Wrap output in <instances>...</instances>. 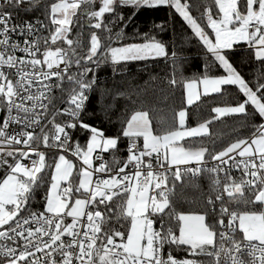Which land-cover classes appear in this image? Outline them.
Instances as JSON below:
<instances>
[{
  "label": "snow or ice",
  "instance_id": "obj_1",
  "mask_svg": "<svg viewBox=\"0 0 264 264\" xmlns=\"http://www.w3.org/2000/svg\"><path fill=\"white\" fill-rule=\"evenodd\" d=\"M192 6L189 0H0V264H205L195 257L210 258L208 264H264V0L197 3L199 17ZM39 8L43 19L21 15ZM163 9L169 16L148 31L126 34L139 11ZM175 15L210 57L198 75L180 73L186 104L235 86L239 98L212 108V119L242 117L247 135L237 129L234 138L211 147L189 141L184 146L186 137L207 134L211 121L185 127L183 107L176 113L178 126L158 134L144 110L126 115L115 135L88 121L97 108L108 114L109 106L100 103L111 91L99 77L106 67L115 74L129 62L170 60L167 83L177 84L183 58L175 40L165 39ZM241 44L248 56L240 63L253 65L251 80L234 59ZM53 88L60 98L51 95ZM56 99L66 106L57 109ZM77 129L86 134V146L72 141ZM123 138L121 159L115 153ZM110 150L111 166L101 155ZM69 151L82 161L78 184ZM46 154L54 158L50 179ZM209 161L214 166L207 167ZM233 169L242 175L234 177ZM188 174L212 177L196 213L172 206L169 182ZM40 189L43 203L33 210ZM174 247L185 248L187 256L176 258Z\"/></svg>",
  "mask_w": 264,
  "mask_h": 264
},
{
  "label": "trees",
  "instance_id": "obj_2",
  "mask_svg": "<svg viewBox=\"0 0 264 264\" xmlns=\"http://www.w3.org/2000/svg\"><path fill=\"white\" fill-rule=\"evenodd\" d=\"M201 2L210 3L211 0H189L190 5H193L191 14L194 17H199L201 14V9L195 6ZM125 13L126 15L131 14L128 10H125ZM21 15L24 18H32L39 15L43 19V8L26 14L21 13ZM167 16H169L167 9L141 10L134 17V22L125 29V32L128 36L132 34L134 29H138L143 33L148 31L154 22H160L162 18ZM46 23H50V21H46ZM77 28L78 25L73 28L70 38L75 36ZM207 30L211 31L210 29ZM46 35H48L47 32ZM165 39L175 40L178 55L183 58L178 62L180 71L176 74L177 84L169 86L167 83L172 77V63L170 60L164 61L160 59L158 61H149L147 64L142 61L129 62L126 65L118 66L115 74L112 73L110 67H106L99 73V77L103 87L111 91L100 103L109 106V111L106 115L97 108L94 116L89 114L88 121L93 126L102 128L106 134L115 135L120 130L121 121L126 115H130L133 110H144L149 113L154 134H158L174 123L178 126L176 113L183 107L187 112L186 127H196L205 120L211 121L208 125L209 132L207 134L197 138H185V140L180 142L184 146H187L186 141H189L211 147L213 142L219 144L221 141L234 138V132L237 129H240L241 135H247V130L241 129L242 117L223 116L217 117L215 120L212 119L217 115L211 111L212 108L228 106L239 98L238 89L235 86H223L222 95L211 94L207 97L203 95L192 105L186 104L183 84L179 82L180 73L182 72L185 78L198 75L202 72L203 65L210 60V57L205 55L198 42L192 38L190 29L183 24L182 18L178 15L173 16L169 20V29ZM113 46L118 45L114 44ZM246 48V45L241 44L236 49L237 56L234 59L237 61L236 66L245 78L251 80L255 76L253 65L250 62L240 63L241 57L247 58L248 56ZM220 71L222 72L223 70L221 69ZM117 92L123 93V95H116ZM93 103H97L96 97H93ZM89 113H91V108ZM77 141L81 145L86 146V134L78 130ZM139 143L141 144V141ZM126 145L127 138H123L119 143L120 150L115 153L117 157L126 158ZM107 153L109 154V166H111L113 153L111 150ZM205 159H208L207 156ZM46 163L50 165V168L46 170L49 173L47 178L50 179V171L54 164V158L51 154H47ZM2 176L3 171L0 170V177ZM74 177H77V166ZM211 179L212 177L209 174H201L200 178L188 174L187 176H182L180 180L170 181L169 187L173 189L172 206L174 209L177 212L196 213L200 211L204 207V201L209 193ZM44 191V189H40L35 194L31 202L33 210H37L42 205L41 197L44 195ZM115 211V206H113V212ZM176 234H178V229ZM167 251L168 249L165 247V253ZM172 252L178 259L187 256L186 249L183 247H174ZM197 258L202 259L205 264H208L210 259L208 257Z\"/></svg>",
  "mask_w": 264,
  "mask_h": 264
},
{
  "label": "built area",
  "instance_id": "obj_3",
  "mask_svg": "<svg viewBox=\"0 0 264 264\" xmlns=\"http://www.w3.org/2000/svg\"><path fill=\"white\" fill-rule=\"evenodd\" d=\"M33 18H35V17H32V18H25V19H33ZM14 22H15V21H14ZM41 35L47 36V35H46V32H42ZM12 39H13V40H20L21 43L23 42V37H20V36L14 35V34L12 35ZM42 50H43V49L41 48V51H42ZM16 55H17V56H20V55H23V53L16 52ZM41 58H42V57H41ZM75 71H76V68H75V66H73V67H72V72H75ZM54 81H55V78H53V82H54ZM65 87H68V85L65 84ZM51 95H52L53 97L60 98L62 94H61L60 90L53 88V90H52V92H51ZM63 99H64V100L67 99V95H66V94L63 96ZM54 104H55V106H56L57 109H63V108L66 106L65 103L61 102V99H56V100L54 101ZM3 114H4V113H3L2 111H0V120H2ZM78 130H79V129H77V130L75 131V133H74V135H73V137H72V141H73V142L77 141V133H78ZM37 131H39V129H37ZM67 154H71V152L69 151ZM101 155H102V157H103V160L106 161V162H108V164H109V154H108V153H101ZM30 156H32V158L35 159V156H34V155L30 154ZM94 156H95V154H94ZM237 159H238V157H237ZM22 162H28V161L25 160V161H22ZM93 163H94V168H95V167L97 166V164H98V161H96V160L94 159V160H93ZM214 163H215V162H211V161H209L208 164H207L206 166H207V167H212V166H214ZM190 166H191V167H195L194 164H192V165H190ZM232 175H233L234 177H236V178H239V177L242 175V173H241V171H240L239 169H233V171H232ZM219 176H220L221 181L223 182V180H224L223 173H220ZM195 177H196V178H200V177H201V174H200V175H197V176H195ZM95 178H96V177H95V175H94L93 179L95 180ZM101 178H107V177H101ZM245 194H247V192H246ZM68 219H69V218H68ZM33 227H35V225H33ZM155 227H159V225H155ZM237 230H238V226H237ZM237 238H239V237H237ZM225 246H226V247L228 246L227 243H226ZM164 251H165V249H164Z\"/></svg>",
  "mask_w": 264,
  "mask_h": 264
},
{
  "label": "rangeland",
  "instance_id": "obj_4",
  "mask_svg": "<svg viewBox=\"0 0 264 264\" xmlns=\"http://www.w3.org/2000/svg\"><path fill=\"white\" fill-rule=\"evenodd\" d=\"M185 127H186V121H185ZM208 132H209V128H208ZM187 138V137H186ZM181 142V141H180ZM95 154V153H94ZM47 156V154H46ZM66 158H69L73 161V165H74V168H73V174L75 172V169H76V166L78 164H82V161H78L76 157L72 156L71 154H66ZM53 168H54V164H53ZM93 168H94V163H93ZM70 180H73L72 177H70ZM79 182V177L77 175V177H75V179L73 180V183L74 184H78ZM71 202V201H70ZM68 222H71V218L68 219ZM188 258H192V257H188ZM196 259H198L197 257H195ZM199 260H202V259H199Z\"/></svg>",
  "mask_w": 264,
  "mask_h": 264
},
{
  "label": "crops",
  "instance_id": "obj_5",
  "mask_svg": "<svg viewBox=\"0 0 264 264\" xmlns=\"http://www.w3.org/2000/svg\"><path fill=\"white\" fill-rule=\"evenodd\" d=\"M223 87V86H222ZM201 92H202V89H201ZM203 96V94L200 96V98ZM197 100H194V102H196ZM193 102V103H194ZM141 141V145H142V139L140 140Z\"/></svg>",
  "mask_w": 264,
  "mask_h": 264
}]
</instances>
